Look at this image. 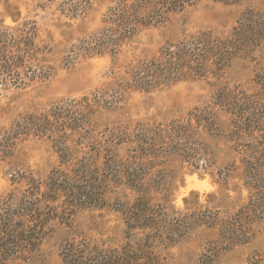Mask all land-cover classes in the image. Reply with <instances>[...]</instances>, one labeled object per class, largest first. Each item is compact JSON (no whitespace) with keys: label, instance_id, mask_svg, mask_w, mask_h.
I'll return each mask as SVG.
<instances>
[{"label":"rangeland","instance_id":"1","mask_svg":"<svg viewBox=\"0 0 264 264\" xmlns=\"http://www.w3.org/2000/svg\"><path fill=\"white\" fill-rule=\"evenodd\" d=\"M116 1L0 0V24L35 25L34 64L46 75L0 88V127H9L19 115L62 109L55 134L27 138L0 163V199L34 202L47 219L45 236L31 258L13 264H64L60 248L72 232L109 247L123 245L124 213L138 197L131 184H143L152 202L166 201L177 210L194 195L226 216L260 202L250 242L228 247L217 230L201 227L163 256L166 264H202L212 258L216 264H264V43L250 57L233 60L217 78L149 92L121 88L127 68L156 57L163 46L205 30L226 35L245 5L205 1L140 30L117 56L79 55L80 41L102 28ZM252 6L262 7L258 1ZM234 114L243 116L241 128ZM181 120H190L197 134L193 156L198 168L159 146V131ZM146 142L155 147L141 158ZM92 170L102 181L100 207L81 203L78 210L64 212L63 196L49 200L54 177ZM81 184L73 185L79 200L86 194Z\"/></svg>","mask_w":264,"mask_h":264},{"label":"trees","instance_id":"2","mask_svg":"<svg viewBox=\"0 0 264 264\" xmlns=\"http://www.w3.org/2000/svg\"><path fill=\"white\" fill-rule=\"evenodd\" d=\"M205 1L245 5V9L226 35L211 30L198 32L163 46L156 57L129 66L121 88L149 92L179 82L217 78L233 60L250 57L264 43V0H117L107 11L102 28L81 40L77 53L87 57L117 56L140 30L161 22L169 14ZM255 1L262 7H253ZM35 38L36 27L28 21L13 28L0 24V88L8 84L18 87L26 80L46 78L34 64ZM223 92L228 91L223 89ZM82 100L88 101V98ZM61 111L56 108L52 113L19 115L9 127H0V163L10 159L18 144L27 138H49L55 134ZM234 116L237 127L241 128L243 116ZM196 135L191 121L181 120L159 131V146L167 151L173 149V155L187 157L188 164L198 168L193 156ZM144 145L141 158L150 156L155 147L152 142ZM59 146L65 147V144L60 142ZM138 158L134 156L133 160ZM253 174L257 177L256 171ZM101 182L100 174L93 170L62 179L54 177L53 196L49 200L57 202L63 196L64 212L78 210L81 203L86 208L100 207L104 199ZM76 183H84L81 185L86 194L81 200L73 193ZM129 188L138 197L124 213L125 243L109 247L105 242L72 232L61 244L64 264H166L163 251L201 227L217 230L228 247L246 244L252 238L251 226L262 211V204L254 201L226 216L201 205L197 195L193 199L185 198L184 209L177 210L166 201L152 202L143 184H131ZM46 220L34 202L21 198L0 199V264H13L16 260L27 262L45 236ZM217 253H213V257ZM202 264L216 263L212 258Z\"/></svg>","mask_w":264,"mask_h":264}]
</instances>
